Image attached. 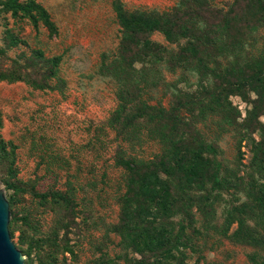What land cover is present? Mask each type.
Listing matches in <instances>:
<instances>
[{
	"label": "rangeland",
	"instance_id": "obj_1",
	"mask_svg": "<svg viewBox=\"0 0 264 264\" xmlns=\"http://www.w3.org/2000/svg\"><path fill=\"white\" fill-rule=\"evenodd\" d=\"M35 1L49 12L56 35L41 22L35 27L27 18L0 11V73L26 78L0 80V184L7 200H14L10 222L19 220L9 231L20 248L24 233L45 239L58 236L60 243H69L76 252V257L65 254L66 264H95L101 252L111 257L123 253L118 247L120 237L111 232L120 222V198L126 191L127 172L116 163L117 152L149 160L160 153L161 145L147 132L130 142L109 125L119 107L121 88L105 71L119 59L123 37L114 0ZM182 1L123 0V4L129 12L163 13ZM209 1L225 11L234 2ZM263 34L261 29L251 44L256 49L248 44V52L262 50ZM150 39L176 49L161 33ZM38 52L43 58H37ZM55 57L61 58L58 67L50 61ZM159 68L169 84L182 91L197 90L201 84L196 73L173 72L166 65ZM153 96L152 103L170 105L171 97L162 88ZM231 100L242 114L241 121L250 106L239 95ZM217 119L212 116L199 128L206 140L220 148L229 171L248 181L251 147L235 131H221ZM261 120L264 123V117ZM221 199L211 220L194 210L196 231L190 234L195 249L188 251V264H255L264 258V246L243 243L235 235L238 222L225 220V211L241 209L250 201L248 192L231 188ZM257 224L258 220L248 221L247 231H259ZM41 246L29 240L22 245L24 252L17 249L25 264H41L49 253L47 246Z\"/></svg>",
	"mask_w": 264,
	"mask_h": 264
},
{
	"label": "trees",
	"instance_id": "obj_2",
	"mask_svg": "<svg viewBox=\"0 0 264 264\" xmlns=\"http://www.w3.org/2000/svg\"><path fill=\"white\" fill-rule=\"evenodd\" d=\"M0 7L15 18L29 19L35 27L41 22L52 36L57 34L49 12L35 0H2ZM114 11L123 37L119 59L105 66V71L121 88L119 107L109 125L130 142L147 132L158 140L161 150L149 160L117 152L116 163L127 172L126 191L120 198V222L111 232L120 237L118 247L123 253L111 257L101 252L95 264H188V251L195 249L190 234L196 231L194 210L211 220L222 194L231 188L248 192L250 201L241 209L225 211L226 223L238 222L235 235L243 243L264 246V41L258 54L247 47L252 49L259 31H264V0H234L228 11L209 0H183L163 13L129 12L123 0H114ZM154 33L163 34L176 49L154 43L150 39ZM37 58L43 54L38 52ZM50 61L58 67L61 58ZM163 65L173 72L196 73L201 84L197 90L182 91L165 79L159 68ZM15 74L0 73V80L26 79ZM160 88L170 95L169 106L152 103ZM237 95L250 106L241 121L242 114L231 100ZM212 116L218 117L216 126L221 131H235L251 147L248 181L229 171L220 148L200 130ZM65 200L71 204V199ZM9 204L12 208V198ZM250 220H258L259 231H247ZM18 222L13 219L9 228ZM29 240L49 249L41 264H66L67 253L76 257L75 250L69 243H60L58 236L45 239L24 233L21 248ZM255 264H264V258Z\"/></svg>",
	"mask_w": 264,
	"mask_h": 264
},
{
	"label": "water",
	"instance_id": "obj_3",
	"mask_svg": "<svg viewBox=\"0 0 264 264\" xmlns=\"http://www.w3.org/2000/svg\"><path fill=\"white\" fill-rule=\"evenodd\" d=\"M10 216V204L0 184V264H25L22 252L11 238Z\"/></svg>",
	"mask_w": 264,
	"mask_h": 264
}]
</instances>
